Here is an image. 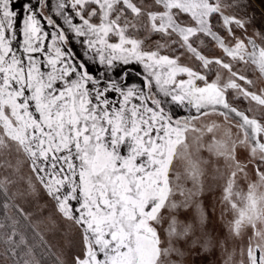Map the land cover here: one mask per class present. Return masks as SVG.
Here are the masks:
<instances>
[{
  "label": "snow or ice",
  "instance_id": "snow-or-ice-1",
  "mask_svg": "<svg viewBox=\"0 0 264 264\" xmlns=\"http://www.w3.org/2000/svg\"><path fill=\"white\" fill-rule=\"evenodd\" d=\"M0 157V264H264V0H0Z\"/></svg>",
  "mask_w": 264,
  "mask_h": 264
},
{
  "label": "rangeland",
  "instance_id": "rangeland-1",
  "mask_svg": "<svg viewBox=\"0 0 264 264\" xmlns=\"http://www.w3.org/2000/svg\"><path fill=\"white\" fill-rule=\"evenodd\" d=\"M257 87H260V85L257 84ZM206 137H207V134H206ZM203 155L205 158L208 157V153L206 150L204 151ZM0 159H3V157H0ZM3 172H4V169L2 166H0V174H3ZM207 180L210 184L212 183V168L211 167H209L208 169ZM210 198L211 197L209 196V199ZM39 230L41 231V233H43V235L45 236V239L49 242V244L52 245L53 252H56L60 248L67 250V248L69 247L72 241L71 235L65 234L64 227L56 228V227H53V225L51 224H43V225H39ZM2 251H3V245H0V252ZM37 251L39 253L41 250L38 249ZM44 259H45V264H53V261L55 258L54 256H47V257H44Z\"/></svg>",
  "mask_w": 264,
  "mask_h": 264
}]
</instances>
